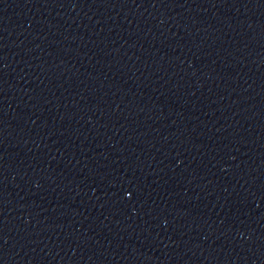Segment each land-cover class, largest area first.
I'll use <instances>...</instances> for the list:
<instances>
[{
	"label": "water",
	"instance_id": "water-1",
	"mask_svg": "<svg viewBox=\"0 0 264 264\" xmlns=\"http://www.w3.org/2000/svg\"><path fill=\"white\" fill-rule=\"evenodd\" d=\"M0 264H264V0H0Z\"/></svg>",
	"mask_w": 264,
	"mask_h": 264
},
{
	"label": "snow or ice",
	"instance_id": "snow-or-ice-1",
	"mask_svg": "<svg viewBox=\"0 0 264 264\" xmlns=\"http://www.w3.org/2000/svg\"><path fill=\"white\" fill-rule=\"evenodd\" d=\"M128 195H129V196H132V195H134V193H132V192H129V193H128Z\"/></svg>",
	"mask_w": 264,
	"mask_h": 264
}]
</instances>
